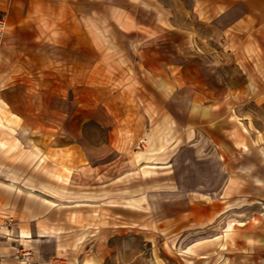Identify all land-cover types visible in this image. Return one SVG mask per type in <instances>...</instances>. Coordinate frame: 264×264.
Segmentation results:
<instances>
[{"label": "rangeland", "instance_id": "374dc122", "mask_svg": "<svg viewBox=\"0 0 264 264\" xmlns=\"http://www.w3.org/2000/svg\"><path fill=\"white\" fill-rule=\"evenodd\" d=\"M134 1L122 14L134 16L136 28L121 39L108 8L96 9L105 17L89 22L90 32L114 35L106 42L117 51L99 55L90 46L89 81L102 88L90 87L88 94L96 101L104 93L106 112L116 119L106 120L103 128L93 119L80 124L79 110L89 113L93 107L89 103L81 108L76 99L80 93L74 90L67 95L73 103L55 105L60 119L41 121L42 141L48 138L44 127L63 134L65 117L71 114L85 143L111 144L115 130L122 145L120 152L108 149L104 157L110 175L104 210H81L88 221L73 225L72 238L56 248V261L61 262L53 264H264V104L235 107L239 118L242 108L245 111L246 118L239 122L254 139L256 154L245 151L221 159L211 155L212 147L192 148L193 143L160 149L165 148L160 135L167 122L182 113L187 119L192 96L215 93L214 87L226 78L240 81L224 54L225 0ZM97 15L90 13L91 18ZM178 79L184 80V96ZM148 129H158L153 151H145ZM136 152L142 158L134 169ZM226 162L232 167L224 168ZM254 164L256 175L249 173ZM119 171L121 178L113 186L112 176ZM194 177L199 192L176 190L177 182L187 186ZM113 193L120 198L112 199Z\"/></svg>", "mask_w": 264, "mask_h": 264}, {"label": "crops", "instance_id": "0c3cea01", "mask_svg": "<svg viewBox=\"0 0 264 264\" xmlns=\"http://www.w3.org/2000/svg\"><path fill=\"white\" fill-rule=\"evenodd\" d=\"M130 2L134 7V0H0L5 25L0 38V264L60 263L56 248L72 238L73 225L88 221L80 216L81 210L105 208L110 175L104 157L108 149L120 152L122 148L115 130L111 144L85 143L81 127L74 129V118L69 114L63 134L44 127L43 135L48 138L42 141L41 121L60 119L55 105L59 101L73 103L67 95L74 90L80 93L76 99L81 108L89 103L93 107L89 113L83 111L86 116L79 110L80 124L93 119L103 128L106 120L116 119L106 112L104 93L96 101L88 94L90 87L102 88L89 81L90 46L99 55L117 51L113 43L106 42L114 35L99 29L90 32L89 22L105 17L97 15L96 9L108 8L121 39L137 24L134 16L122 14ZM224 5V54L240 81L226 78L214 87L215 93L192 96L187 119L182 113L167 122L160 135L165 145L161 150L193 143L192 148L212 147L211 155L218 154L221 159L257 150L254 139L239 122L246 118L245 111L242 108L239 118L235 107L264 104V0H225ZM90 13L97 16L91 18ZM122 27L129 30L122 33ZM74 73H80L76 79ZM177 87L183 89L184 96V80L178 79ZM142 116L147 121L151 118L146 113ZM157 130L146 131L145 151H153ZM174 135L175 140L170 138ZM140 154L135 153L134 169L139 167ZM93 158L98 161L93 162ZM231 167L227 162L224 165ZM254 167L250 165L252 175L257 174ZM120 178V171L112 176L113 186ZM199 186L194 177L187 186L177 182L176 190L193 195ZM116 198L120 196L113 193L112 199Z\"/></svg>", "mask_w": 264, "mask_h": 264}, {"label": "built area", "instance_id": "2783aa9c", "mask_svg": "<svg viewBox=\"0 0 264 264\" xmlns=\"http://www.w3.org/2000/svg\"><path fill=\"white\" fill-rule=\"evenodd\" d=\"M4 28H5L4 21L0 17V38L2 37V35L4 33Z\"/></svg>", "mask_w": 264, "mask_h": 264}]
</instances>
